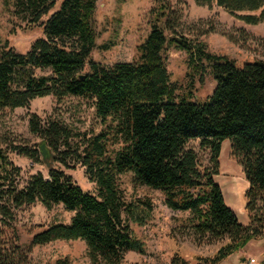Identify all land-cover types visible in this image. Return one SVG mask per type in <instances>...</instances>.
<instances>
[{
    "label": "trees",
    "instance_id": "1",
    "mask_svg": "<svg viewBox=\"0 0 264 264\" xmlns=\"http://www.w3.org/2000/svg\"><path fill=\"white\" fill-rule=\"evenodd\" d=\"M156 1L151 29L138 45L139 59L112 65L91 58L99 47L98 0L14 1V13L40 26L43 36L26 52H17L8 42L2 47L0 110L27 107L38 97L74 95L91 100L106 127L76 131L59 119L34 114L30 128L53 152L50 165L39 145L7 149L0 144L1 222L13 232L0 228V264H31L27 251L55 240L85 241L92 264H124L129 251L146 253L132 223L147 224L154 202L149 197L126 199L120 177L128 172L135 184L164 190L170 208L191 211L196 234L229 238L212 257H199L202 264H218L264 237V59L240 65L209 51L204 41L181 37V14L167 1ZM196 1L222 7L248 24H264V0ZM172 45L189 53L193 69L213 76L216 85L205 100L177 95L165 55ZM192 139H200V147L210 151V165L201 164L197 151L187 147ZM226 139L249 183L248 224L239 221L215 180ZM111 143L121 145L111 152ZM9 152L45 164L48 174L37 171L22 182L21 167ZM58 162L66 168L83 166L98 192L85 190ZM37 202L48 209L62 204L73 215L69 222L34 232L26 250L17 233L16 211ZM171 264L188 262L174 255Z\"/></svg>",
    "mask_w": 264,
    "mask_h": 264
},
{
    "label": "rangeland",
    "instance_id": "2",
    "mask_svg": "<svg viewBox=\"0 0 264 264\" xmlns=\"http://www.w3.org/2000/svg\"><path fill=\"white\" fill-rule=\"evenodd\" d=\"M15 0H0V52L6 42L17 52H26L32 43L43 36L40 26L31 25L14 13ZM181 14L179 35L192 41H204L208 50L227 55L238 64L254 59H264V24H248L214 5H200L196 0H165ZM156 0H98L95 13V26L99 45L92 54L93 60L106 65L116 62H132L139 59L138 45L144 41L153 23L152 9ZM111 44L108 49L101 48ZM166 60L171 82L177 87L179 97L189 95L193 100H205L213 92L216 81L209 71H196L192 68L189 53L176 46H168ZM37 114L42 118L59 119L73 130L100 132L106 126L95 114L93 103L83 97L69 95L58 100L52 95L38 97L27 107L5 108L0 110V144L13 149L19 145H39L41 138L30 128L31 117ZM121 144L110 145V151ZM187 147L197 151L200 162L210 165V151L200 147V139H192ZM10 158L21 167L22 182L33 173L42 171L46 175L45 164L9 152ZM48 160H51L49 158ZM240 160L235 157L229 139L222 144L220 173L215 180L220 184L226 203L236 213L239 221H249L246 209L245 192L249 187ZM58 166L85 190L98 192L95 182L87 177L85 168H66ZM120 186L126 199L149 197L154 202V211L145 225L132 223L137 237L146 243V253L129 251L124 264H171L174 255H180L188 264H202L199 257H212L229 238L211 239L208 235L195 233L189 210H175L166 203V195L161 188L138 185L133 182V174L120 177ZM73 212L62 204L48 209L42 203L26 205L16 211V228L20 241L28 249L31 237L41 227L54 222H69ZM0 228L3 233L13 235L12 230L3 226L0 215ZM3 239V235L0 234ZM249 243L245 256L251 254L261 258L262 244ZM31 264H56L58 260L68 259L70 264H92L85 241L55 240L44 245H36L27 251ZM255 263V262H254ZM258 264H261L259 259Z\"/></svg>",
    "mask_w": 264,
    "mask_h": 264
},
{
    "label": "crops",
    "instance_id": "3",
    "mask_svg": "<svg viewBox=\"0 0 264 264\" xmlns=\"http://www.w3.org/2000/svg\"><path fill=\"white\" fill-rule=\"evenodd\" d=\"M250 221H244V224H248ZM253 241H256L255 244H262V250H261V258H257V255L251 254L250 256H245L244 248L234 252L233 254L229 255L222 261H220L218 264H258L259 259L261 261V264H264V237H260L257 239L252 240L250 243ZM254 258L256 261L255 263H251V259Z\"/></svg>",
    "mask_w": 264,
    "mask_h": 264
},
{
    "label": "water",
    "instance_id": "4",
    "mask_svg": "<svg viewBox=\"0 0 264 264\" xmlns=\"http://www.w3.org/2000/svg\"><path fill=\"white\" fill-rule=\"evenodd\" d=\"M42 159L45 161L46 165H50V161H48L49 158H53L54 154L50 150V148L47 146V144L44 141H41L39 144Z\"/></svg>",
    "mask_w": 264,
    "mask_h": 264
},
{
    "label": "built area",
    "instance_id": "5",
    "mask_svg": "<svg viewBox=\"0 0 264 264\" xmlns=\"http://www.w3.org/2000/svg\"><path fill=\"white\" fill-rule=\"evenodd\" d=\"M250 261H251V263H254L256 260L254 258H252Z\"/></svg>",
    "mask_w": 264,
    "mask_h": 264
}]
</instances>
